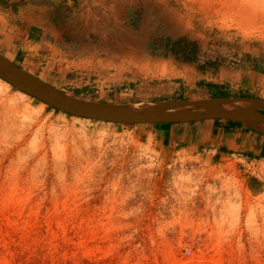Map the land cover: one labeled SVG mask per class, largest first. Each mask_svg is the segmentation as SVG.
I'll list each match as a JSON object with an SVG mask.
<instances>
[{
	"label": "rangeland",
	"instance_id": "obj_1",
	"mask_svg": "<svg viewBox=\"0 0 264 264\" xmlns=\"http://www.w3.org/2000/svg\"><path fill=\"white\" fill-rule=\"evenodd\" d=\"M42 5L33 18L43 24L22 29L0 0V37L18 51L5 57L67 95L174 104L264 94V0ZM7 85L0 264H264L263 162L169 149L157 126L75 118L22 92L16 116L5 105L20 91Z\"/></svg>",
	"mask_w": 264,
	"mask_h": 264
},
{
	"label": "water",
	"instance_id": "obj_2",
	"mask_svg": "<svg viewBox=\"0 0 264 264\" xmlns=\"http://www.w3.org/2000/svg\"><path fill=\"white\" fill-rule=\"evenodd\" d=\"M0 78L18 91L39 100L69 116L102 123L123 125H174L207 120H228L240 123L264 136V100L256 98H206L174 104L92 102L67 95L25 72L0 54ZM98 107L96 110L89 108ZM159 110L151 113L146 108ZM224 107L225 111L215 112ZM240 116H238V114Z\"/></svg>",
	"mask_w": 264,
	"mask_h": 264
},
{
	"label": "crops",
	"instance_id": "obj_3",
	"mask_svg": "<svg viewBox=\"0 0 264 264\" xmlns=\"http://www.w3.org/2000/svg\"><path fill=\"white\" fill-rule=\"evenodd\" d=\"M1 1L10 13L16 15L15 18H21L22 29L43 24V22L36 21L33 15L44 13L45 8L42 3L45 0ZM15 35L13 34V36ZM22 48L30 49L31 47L24 44ZM11 52L14 55L18 53L11 42L0 37V54L6 56ZM261 99H264V94ZM154 126H157L155 136L159 137V142L163 147L178 148L191 153L200 152L208 156L211 161H222L226 157L235 156L264 163V136L240 123L217 119Z\"/></svg>",
	"mask_w": 264,
	"mask_h": 264
},
{
	"label": "bare ground",
	"instance_id": "obj_4",
	"mask_svg": "<svg viewBox=\"0 0 264 264\" xmlns=\"http://www.w3.org/2000/svg\"><path fill=\"white\" fill-rule=\"evenodd\" d=\"M240 5V4H239ZM242 6H239V8H241ZM241 9H243V8H241ZM263 15V14H262ZM260 16V15H259ZM261 17V16H260ZM257 18V17H256ZM260 19V18H259ZM0 72L3 74V75H7V76H9V73H7L6 71H5V69H3V68H1L0 69ZM1 87H2V89H7L8 88V85H7V83L5 84V83H3V82H1L0 81V89H1ZM26 96V95H25ZM24 96V94H22L21 92L20 93H16V97L15 98H13V99H11V100H9V102H8V105H7V107H6V105H5V108H7L11 113H15L16 114V116L17 115H19L20 117L23 115V114H20L21 113V109L23 110V108L22 107H24V101H25V99H26V97ZM89 109H92V110H96V109H98V107H92V108H89ZM146 110L147 111H149V112H151V113H160V111L159 110H155V109H153V108H146ZM226 109L224 108V107H221V108H217L216 110H215V112H219V111H225ZM238 114V116H240L239 115V113H237ZM10 116V115H9ZM17 118V117H16Z\"/></svg>",
	"mask_w": 264,
	"mask_h": 264
},
{
	"label": "trees",
	"instance_id": "obj_5",
	"mask_svg": "<svg viewBox=\"0 0 264 264\" xmlns=\"http://www.w3.org/2000/svg\"><path fill=\"white\" fill-rule=\"evenodd\" d=\"M103 103H106L105 101H102Z\"/></svg>",
	"mask_w": 264,
	"mask_h": 264
}]
</instances>
